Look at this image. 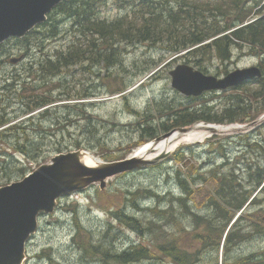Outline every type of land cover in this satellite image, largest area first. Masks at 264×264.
<instances>
[{
  "label": "rangeland",
  "instance_id": "1",
  "mask_svg": "<svg viewBox=\"0 0 264 264\" xmlns=\"http://www.w3.org/2000/svg\"><path fill=\"white\" fill-rule=\"evenodd\" d=\"M247 10L254 14L250 5ZM124 13L122 7L108 0L99 19L110 22ZM57 24L56 38L42 43L35 40L27 49L16 41L0 47V119L4 123L0 127V187L22 180L54 157L69 152H87V164L125 160L148 142L143 141L150 129L155 139L165 135L161 125L170 128L177 113L199 111L221 120L223 109L237 100L235 96L248 100L250 118L245 123L199 122L169 129L189 131L173 136L165 152L178 149L165 160L113 177L106 181L104 190L97 183L60 197L52 214H39L37 232L25 246L23 264H104L100 255L86 252L88 244L113 254L140 243L159 259L162 255L156 252L158 246L170 241L177 244L183 233L190 237V212L210 216L206 202L214 195L216 185L211 171L223 174L235 170L234 175L246 179L249 166L264 164V103L251 95L258 86L251 85L246 95L232 89L209 91L193 100L171 87L169 73L179 65H188L205 76L222 79L237 69L258 67L260 59L244 53L247 49L240 53L235 47L232 59L222 64L214 52L204 59L198 55L183 58L159 46L123 44L117 49V59H83L78 65L40 72V63L53 60L56 52H65L72 42H78L67 17H58ZM85 41L80 39V44ZM91 47L88 45V50ZM94 55L86 54L85 58ZM14 58L21 59L14 65L9 62ZM8 84L12 85L3 91ZM36 96L46 97L49 103L30 113V101ZM204 125L221 127L211 133ZM159 143L148 144V151L155 157L160 152L155 150ZM182 151L186 160L180 169L189 184L188 195L178 188L174 176L179 168L174 157ZM147 190L151 197L144 194ZM121 204L123 214L141 223L139 231L114 219L112 214ZM260 208L264 203L253 209ZM252 220H244L242 226ZM262 251L264 235L253 236L236 246L228 258L234 261ZM215 255L214 251L201 254L196 264H208ZM218 257L220 264L221 249ZM135 264L173 263L164 259Z\"/></svg>",
  "mask_w": 264,
  "mask_h": 264
},
{
  "label": "trees",
  "instance_id": "2",
  "mask_svg": "<svg viewBox=\"0 0 264 264\" xmlns=\"http://www.w3.org/2000/svg\"><path fill=\"white\" fill-rule=\"evenodd\" d=\"M106 1L108 0L61 2L47 15L45 23L36 26L22 39H10L5 43L16 41L22 49H27L35 40L42 43L44 40L56 38L59 33L57 18L61 16L70 20L71 30L78 42H72L65 52H56L53 60L48 58L40 63L38 68L40 72H45L44 68L54 71L78 65L83 59L92 62L117 59V49L123 44L159 46L170 54L183 58L198 55L204 59L214 52L222 64L232 59L233 47L240 53L247 49L244 53L259 57L258 67L262 78L233 88L232 91H243L246 95L250 86L256 85L258 91L251 95L261 98L264 103V0H112L117 7H122L125 13L110 22L99 19L100 10ZM249 5L254 10V14L247 10ZM126 7L129 9L127 10ZM251 14L253 17L248 21ZM256 17L260 19L248 23ZM39 37L43 38L39 39ZM80 39L86 40L83 45L80 44ZM88 45L92 46L89 50ZM94 53V56L85 58L86 54ZM196 63L199 66V62ZM11 85H5L3 91H7ZM235 97L237 100L223 109L221 120L211 118L199 111L177 113L173 116L170 128L166 124H162L161 128L169 133V129L192 126L199 122L245 123L250 118L248 100ZM48 101L43 96L34 97L30 101L33 105L28 112L32 113L46 106ZM3 125L0 119V127ZM145 131L143 130V133ZM155 138L156 134L150 129L147 139L143 142L150 143ZM185 155L186 152L182 151L174 157L179 166L174 176L178 188L184 195H188L190 194L189 184L182 178L180 169L185 166ZM235 172V170L223 174H219L217 170L210 172L209 175L213 177L216 184L214 195L206 202L211 211L210 216L204 218L190 212L193 223L190 233H187L190 237H186L183 233V236L178 238L177 244L170 241L168 244L158 246L156 252L162 255L161 258L158 259L152 255L150 250L140 243L113 254L104 251L99 245L88 244L84 249L88 253L100 255L104 264L108 262H111L109 264H135L141 261L164 259H168L173 264H196L201 254L213 251L216 253L215 258L208 264H219L220 249L223 255L220 264H264V251L234 261L228 258L232 250L242 242L253 236L264 235V208L257 211L253 209L262 207L264 203V164L257 163L255 166H249L246 179L234 175ZM144 194L152 196L148 190ZM124 200L125 198L123 202ZM122 209L121 204L119 210L113 212L114 219L123 225L135 227L134 230L139 231L141 223L123 214ZM238 213L240 214L235 219ZM252 218L254 220L246 224L249 226L247 232L246 225L242 226V223Z\"/></svg>",
  "mask_w": 264,
  "mask_h": 264
},
{
  "label": "water",
  "instance_id": "3",
  "mask_svg": "<svg viewBox=\"0 0 264 264\" xmlns=\"http://www.w3.org/2000/svg\"><path fill=\"white\" fill-rule=\"evenodd\" d=\"M64 1L0 0V44L10 38H23L38 24L45 22L47 14ZM20 59H11L10 63L16 64ZM169 75L171 87L185 97H199L209 91H225L262 76L259 68L250 67L237 69L217 79L205 76L188 65L177 66ZM186 131L179 129L169 132L153 142ZM78 154L79 151L60 154L51 160L52 165H43L22 181L0 188V264H23L25 246L37 232L39 214H52L60 197L97 183L99 189L104 190L107 180L163 161L171 153L157 155L142 166H138L130 156L116 163H101L104 165L98 168L82 165ZM75 178H81L78 185Z\"/></svg>",
  "mask_w": 264,
  "mask_h": 264
},
{
  "label": "bare ground",
  "instance_id": "4",
  "mask_svg": "<svg viewBox=\"0 0 264 264\" xmlns=\"http://www.w3.org/2000/svg\"><path fill=\"white\" fill-rule=\"evenodd\" d=\"M75 45V44H74ZM206 128L205 129H207L209 132H211V133H215L216 132V130L214 129V128H218V127H221V126H216V125H204ZM195 127H197V126H195ZM195 127H193V128H195ZM222 129V128H221ZM200 130V129H199ZM189 131V130H188ZM188 131H186V133L188 132ZM183 134H185V133H183ZM176 137L177 136V133H173L170 137H168V138H166V139H164V140H162L161 141V143H159L160 141H157V142H150V143H146V144H143L142 146H145V147H142V146H140V147H138L137 148V153L136 154H133V155H131V160H133L134 162H136L137 164H139L138 166H142V165H145V164H147L148 162H150L151 160H150V158H152V157H155V155L153 156V154H152V151H148V149L147 148H149V150L151 149V146H149L148 144H157V143H159L157 146H156V148H155V150L156 151H160V152H158L157 154L158 155H161V154H168V153H172L173 151H175L176 149H178V147H175L174 149H172L170 152L169 151H166L165 152V148H166V146L167 145H170V143H172L173 142V139H175L174 137ZM211 136V135H210ZM167 143V144H166ZM175 144V143H174ZM79 157H78V160H79V162L82 164V165H84V166H86V167H89V168H98V166H97V164L98 165H100V166H103L104 164H101V163H99V162H95L94 164H87V162H88V159H89V154L87 153V152H84V151H79ZM146 160V161H145ZM86 162V164H84V163H82V162ZM49 164H51L52 165V162L51 163H49ZM99 166V167H100ZM69 172V171H68ZM76 174H78V172L76 173ZM79 174H81L80 172H79ZM27 176V175H26ZM25 176V177H26ZM24 177V178H25ZM23 178V179H24ZM22 179V180H23ZM80 179L81 178H75L74 179V181L76 182V185H78L77 183H79V181H80ZM22 180H20V181H22ZM18 182V181H17ZM14 182H12V183H9V184H13ZM9 184H6V185H4V186H7V185H9ZM4 186H2V187H4ZM1 188V187H0ZM247 259V258H246Z\"/></svg>",
  "mask_w": 264,
  "mask_h": 264
}]
</instances>
